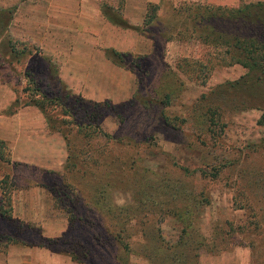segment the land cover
Wrapping results in <instances>:
<instances>
[{"label": "rangeland", "instance_id": "374dc122", "mask_svg": "<svg viewBox=\"0 0 264 264\" xmlns=\"http://www.w3.org/2000/svg\"><path fill=\"white\" fill-rule=\"evenodd\" d=\"M40 1L0 0V119L37 109L29 98L51 99L45 116L37 110L64 157L27 166L0 141V254L26 246L71 264H264V71L237 63L248 61L243 37L264 35V0H144L137 29L149 46L107 50L131 75L127 96L98 103L60 82L59 64L86 42L46 33ZM102 13L124 24L108 1ZM31 189L50 208L24 222L11 210ZM118 228L121 244L106 242L104 229ZM70 239L83 248L77 261L63 253Z\"/></svg>", "mask_w": 264, "mask_h": 264}, {"label": "crops", "instance_id": "0c3cea01", "mask_svg": "<svg viewBox=\"0 0 264 264\" xmlns=\"http://www.w3.org/2000/svg\"><path fill=\"white\" fill-rule=\"evenodd\" d=\"M104 1L109 2L112 10L119 9L125 26H119L102 13ZM40 4L48 26L46 33L55 30L61 33V37L82 38L86 42V52L80 58L72 55L67 63L59 64L60 82L74 87L77 94L80 92L82 98L91 102L125 98L131 75L113 65L105 52L137 53L141 46H149L150 43L142 38L137 29L143 21L146 1L41 0ZM113 86H118V89L114 91ZM0 141L9 148L11 162L53 168L59 166L55 159L62 160L64 157L62 139L48 133L42 114L34 108H21L6 120L0 119ZM59 164L61 166V161ZM45 199L39 189H31L28 193L24 190L18 194L11 211L17 219L32 222L41 215L43 206L50 208ZM39 202L40 209H37ZM0 264L71 263L64 256L44 248L12 246L0 254Z\"/></svg>", "mask_w": 264, "mask_h": 264}, {"label": "trees", "instance_id": "16d2710c", "mask_svg": "<svg viewBox=\"0 0 264 264\" xmlns=\"http://www.w3.org/2000/svg\"><path fill=\"white\" fill-rule=\"evenodd\" d=\"M253 14H254L253 11L246 13V15H248V16H251ZM121 26H125V25L123 24ZM252 26H257V25L255 24V22L252 21ZM240 43H244L242 46L244 48V52L246 55L245 60H248V61H246V62L237 61V63L240 64L242 67H245V68L260 69L261 71H264V35H262L258 31H256L254 33V35L244 36L243 39L240 41ZM105 53H106V56L108 54H111L115 57L119 56V54L114 52V51H106ZM28 103H30L32 106L36 107L45 116L46 107L49 106L50 104H52V100L45 98V97L40 98V96H39L38 98H34V99L29 98ZM72 106H74V104ZM79 129L81 130V128H79ZM80 133H81V136L85 135V133H83L81 131H80ZM1 146H2V142H0V147ZM73 157H75V156H73ZM74 166H75V164L71 165V167H73L72 170L74 169ZM68 167H69V165H68ZM68 167H66L67 170H68ZM66 168H65V170H66ZM57 193H60V192L57 191ZM96 202H97V205H99V203H101V201L100 202L96 201ZM114 209L115 208H113V206L108 207L106 212H108V215L112 214L117 219L116 216H119L122 212H121V210L115 211ZM122 231H123V228H118L115 231L116 232L115 235L114 234L110 235L109 233H107V230L104 229L105 236H106V239H105L106 242L113 240V241H115V243L117 245H120L121 244L120 240L122 238V235L120 234V232H122ZM57 241H58V239L56 241H53V242H52V240H49L50 243H56ZM100 241H101L100 235L99 234L95 235V242L100 243ZM64 244H68V249H67V251H63V253L67 254V256H69L72 260H75V261L79 260L77 253L80 254L83 250V248H80V243L75 242L74 240L72 241L70 239L68 241L64 240ZM43 246H45V245H43ZM48 248H49V245H48ZM85 256H86V253H85Z\"/></svg>", "mask_w": 264, "mask_h": 264}]
</instances>
